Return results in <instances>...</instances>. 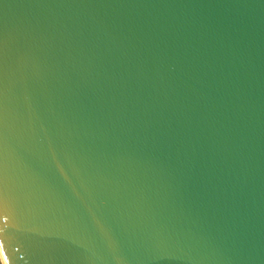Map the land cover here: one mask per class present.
I'll use <instances>...</instances> for the list:
<instances>
[{
  "label": "water",
  "instance_id": "95a60500",
  "mask_svg": "<svg viewBox=\"0 0 264 264\" xmlns=\"http://www.w3.org/2000/svg\"><path fill=\"white\" fill-rule=\"evenodd\" d=\"M0 264H264V0H0Z\"/></svg>",
  "mask_w": 264,
  "mask_h": 264
}]
</instances>
